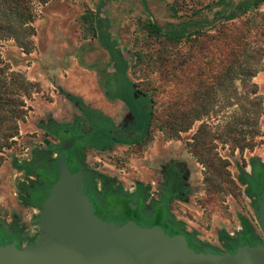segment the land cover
I'll return each instance as SVG.
<instances>
[{
    "label": "rangeland",
    "instance_id": "obj_1",
    "mask_svg": "<svg viewBox=\"0 0 264 264\" xmlns=\"http://www.w3.org/2000/svg\"><path fill=\"white\" fill-rule=\"evenodd\" d=\"M145 1L144 5L141 0H46L45 3L33 0L34 19L28 25L30 30L26 32L24 44L13 39L0 43V78L11 83L12 77L19 75L30 90L29 95L22 97L24 113L18 135L8 145L3 141L4 124L0 125V205L14 198L13 185L20 176L11 167L12 159L26 158L29 148L39 141L35 130L37 121L46 113L56 119L67 118L70 113L69 103L59 94L58 86L106 113L113 109L102 95L104 76L111 66L109 53L102 43L104 20L108 22L109 33L120 40L131 61L128 78L138 91L153 97L155 118L161 121L172 101L169 74L174 68H180L178 64L188 59L180 68L185 76H190L194 68L214 72V54L209 51L214 42V28L205 36H192L175 43L156 35L150 24L166 29L196 17L211 19L214 8L203 6L213 0H189L185 8H181L182 4L169 8L167 3L172 0ZM197 12L201 13L194 16ZM9 17L14 18L10 14ZM196 38L204 42L197 62L194 58L197 46L193 44ZM114 46H109L110 51L115 50ZM207 83L212 89L210 95L199 100L207 108L204 113L190 114L191 125L177 138L168 137L159 128L158 121H154L143 145L147 150L169 148L190 160L199 190L192 196L193 209L181 207L185 212L179 211L177 216L189 230L199 233L203 241L218 248L216 235L221 229L228 234L240 229L237 213L248 218L257 233L262 234L249 200L243 194L244 188L237 181L235 162L243 166L251 156L264 161V61L259 73L246 84L236 82L214 91V82L207 80ZM182 101L186 108L197 104L190 98L184 97ZM142 104L145 107L144 101ZM114 110L120 111L119 107ZM228 128L231 131L227 132ZM137 154L136 147L116 148L97 159L94 156L91 164L99 171L119 175L127 185L133 178L146 179V170L138 163Z\"/></svg>",
    "mask_w": 264,
    "mask_h": 264
},
{
    "label": "flooded vegetation",
    "instance_id": "obj_2",
    "mask_svg": "<svg viewBox=\"0 0 264 264\" xmlns=\"http://www.w3.org/2000/svg\"><path fill=\"white\" fill-rule=\"evenodd\" d=\"M114 48L116 50L117 45ZM119 55L117 52L116 60ZM113 62L110 58L111 66L102 85L103 100L113 107L110 112L106 113L66 91L75 97L67 101L70 107L68 117L56 119L53 114L46 113L35 124L39 133L37 144L29 148L26 158L12 159L18 167H13V164L11 167L20 178L13 185L14 198L0 205V245L15 243L18 249H22L35 242L38 211L57 179L59 148L66 141L77 138L81 139L75 140L70 150L64 152L65 162L72 173H82L85 194L99 218L118 222L139 217L144 227L157 226L168 236H184L189 247L196 252H230L239 245L264 241L263 235L257 233L253 225L255 234H239L244 232L242 221L247 219L250 222L239 213L240 229L234 234L221 229L216 235L218 248L203 241L199 233L189 230L185 221L177 216L179 211L185 212L181 207L193 209L192 196L199 190L196 171L181 153H174L169 148L147 150L144 147L149 133L142 116L146 111L142 105L144 96L137 88L133 89L132 100L128 101L130 104L118 96L119 84L123 81L120 72L112 68ZM57 89L64 97L60 91L65 90ZM117 107L120 111L114 110ZM128 111L132 116L128 117ZM132 147H136L137 161L146 170L145 180L133 178L126 185L119 175L99 171L91 164L95 157L97 159L116 148ZM235 169L237 181L243 186V194L256 216V198L264 182V161L251 156L243 166L236 161ZM112 216L117 219L110 220ZM225 233L229 239L224 238Z\"/></svg>",
    "mask_w": 264,
    "mask_h": 264
},
{
    "label": "trees",
    "instance_id": "obj_3",
    "mask_svg": "<svg viewBox=\"0 0 264 264\" xmlns=\"http://www.w3.org/2000/svg\"><path fill=\"white\" fill-rule=\"evenodd\" d=\"M37 1L40 3L46 2V0ZM141 1L144 5L146 4L145 0ZM188 2L189 0H172V2L167 4L169 8H178L179 4H182L181 8H185L189 6ZM263 4L264 0H213L203 6V8L207 9L214 8V15L211 19L208 17H196L186 24L179 26L169 25L166 29L150 22L156 35L165 37L175 43H180L185 38L192 36H205L209 29L214 28V42L209 47V51L214 54V72L211 69L204 71L202 68L198 70L194 68L189 73L191 77L185 76L180 68L182 63H185L188 59H184L181 64H178L177 67L180 68H174L173 72L169 74V94L172 95V101L168 103L162 121L159 117L155 118V100L153 97L139 91L144 96V108H146V111L142 116H144L145 123L147 122L148 132L152 123L158 121L160 124L159 128L168 137L177 138L180 132H183L191 125L189 124L190 114L200 115L207 110L199 102V100L209 97L212 90H210L207 80L214 82L215 91L218 88L235 85L236 82L246 84L259 73L261 64L264 61V11H261ZM103 5L102 3L99 9ZM32 7L33 0H0V8L8 9L5 12L0 10V43L13 39L21 42L22 45L24 44L26 32L30 30L28 25L34 19ZM173 13L177 16V12L173 11ZM199 13L201 12H197L194 16ZM9 14L15 19L11 20ZM5 20L7 21L6 23L3 22ZM101 21L100 19L98 20L100 24ZM104 21L106 34L103 36L102 43L107 48L111 61H115L113 63L115 69L120 72L121 77L124 79L123 83L119 84L117 93L124 102L130 104L128 101L132 100L133 89L136 88L135 84L127 78V71L131 65H128V62L121 55H119L117 60L116 57H113L118 51H110L112 44H110L111 35L108 22ZM193 44L194 47L197 46L194 52V58L197 62L202 52L201 44H204V42H200L196 38V40H193ZM60 92L67 99L75 98L66 91L62 90ZM29 94L30 90L27 82L19 75L13 76L11 83H7L6 80L0 78V125L4 124L5 135L3 141L6 145L10 144L18 135L19 122L24 113L22 97ZM184 97L190 98L197 104L193 105L192 108H186L182 101ZM230 129L228 128L227 132L231 131ZM202 156L204 157V154ZM205 158L210 157L207 156ZM15 160L12 164L13 167L17 168L18 165ZM210 160L212 159L208 161ZM242 228L244 232L239 234L245 232L255 234V229L247 219L242 221ZM224 238L229 239V236L225 233Z\"/></svg>",
    "mask_w": 264,
    "mask_h": 264
},
{
    "label": "water",
    "instance_id": "obj_4",
    "mask_svg": "<svg viewBox=\"0 0 264 264\" xmlns=\"http://www.w3.org/2000/svg\"><path fill=\"white\" fill-rule=\"evenodd\" d=\"M110 37L130 65L120 40ZM80 139L59 148L57 179L38 211L35 242L22 249L15 243L0 245V264H264V241L230 252H196L184 236L144 227L139 217L118 222L99 218L85 194L82 173H72L65 162L64 152ZM256 203L257 225L264 237V182Z\"/></svg>",
    "mask_w": 264,
    "mask_h": 264
}]
</instances>
